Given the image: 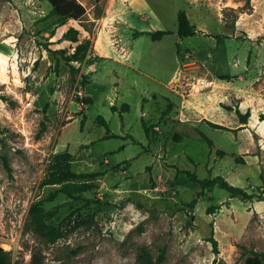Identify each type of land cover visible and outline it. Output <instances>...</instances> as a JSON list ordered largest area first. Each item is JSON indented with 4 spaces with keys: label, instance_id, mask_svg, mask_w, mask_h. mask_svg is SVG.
I'll use <instances>...</instances> for the list:
<instances>
[{
    "label": "rangeland",
    "instance_id": "rangeland-1",
    "mask_svg": "<svg viewBox=\"0 0 264 264\" xmlns=\"http://www.w3.org/2000/svg\"><path fill=\"white\" fill-rule=\"evenodd\" d=\"M79 1L86 14L61 21L48 0H0V245L17 264L35 249L53 264L264 255V0ZM182 9L195 36L177 33ZM158 30L173 33H141ZM84 39L92 64L73 69L48 50ZM63 170L103 174L48 183ZM189 173L253 198L218 185L199 194ZM38 202L64 232L55 243L29 227Z\"/></svg>",
    "mask_w": 264,
    "mask_h": 264
},
{
    "label": "trees",
    "instance_id": "trees-1",
    "mask_svg": "<svg viewBox=\"0 0 264 264\" xmlns=\"http://www.w3.org/2000/svg\"><path fill=\"white\" fill-rule=\"evenodd\" d=\"M51 4V15H56L59 17L61 21H66L67 19L79 20L86 14V7L79 0H48ZM141 33H148L152 36L153 40H161L165 35L173 33L172 30H158L155 32H145L141 31ZM177 33L181 37H191L195 36L197 33V26L193 24L188 17L187 12L182 9L178 13V28ZM81 36V31L77 28L71 27L68 29L65 34V38L69 40H78ZM72 51L69 52L67 48L64 49H56L48 48L53 55L59 54L66 63L74 69L73 62L82 63L86 61L88 64H92L94 62V58L89 56L92 54V41L91 39H84L80 43H78L75 47L71 48ZM240 116L241 123H247L250 117V112L243 114L240 109L236 110ZM100 120L104 121L102 117ZM261 120H264V116H261ZM85 121V118L82 120ZM216 127H219L217 124H213ZM47 130L46 122L43 121L41 124V129L39 135L43 134ZM207 142L212 145V139L208 136L204 135ZM219 154H224L223 151L218 150ZM103 172H80L76 173L71 170H63L53 178L49 180L50 184L62 183L67 180H81L88 178H97L102 175ZM191 179L193 181H199L202 191L199 192L201 194L204 189L212 188L216 185L228 191L232 197H240L243 200L253 198V194L248 193L245 188L236 186L231 184L222 176H216L211 179H203L198 180L197 176L193 173H189ZM58 191L54 192L53 195H56ZM70 193V192H67ZM259 199H263L260 197ZM197 202V199L194 198L192 202L189 203V206L193 208ZM213 207L210 208V211H213ZM29 227L31 230L40 236L47 243H55L58 239L62 238L64 235L63 230L60 227H56L53 224H49L46 222L43 208L41 204L38 202L33 204L30 208V217H29ZM215 247H217V241L212 237ZM217 251V248H216ZM162 257V256H161ZM0 264H17L12 257V253L9 250H6L3 246L0 245ZM30 264H53L51 262L45 261L43 259L42 252L38 249L32 251ZM247 264H264V255L261 253H257L254 256H250L247 258Z\"/></svg>",
    "mask_w": 264,
    "mask_h": 264
},
{
    "label": "built area",
    "instance_id": "built-area-1",
    "mask_svg": "<svg viewBox=\"0 0 264 264\" xmlns=\"http://www.w3.org/2000/svg\"><path fill=\"white\" fill-rule=\"evenodd\" d=\"M207 84H208V82L206 80H204V79L200 81V86H201L202 89H204Z\"/></svg>",
    "mask_w": 264,
    "mask_h": 264
},
{
    "label": "bare ground",
    "instance_id": "bare-ground-1",
    "mask_svg": "<svg viewBox=\"0 0 264 264\" xmlns=\"http://www.w3.org/2000/svg\"><path fill=\"white\" fill-rule=\"evenodd\" d=\"M260 122L263 124V126H264V120H260ZM263 128V127H262Z\"/></svg>",
    "mask_w": 264,
    "mask_h": 264
}]
</instances>
